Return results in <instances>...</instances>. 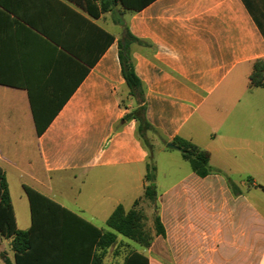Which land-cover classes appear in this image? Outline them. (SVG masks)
<instances>
[{"label": "crops", "instance_id": "1", "mask_svg": "<svg viewBox=\"0 0 264 264\" xmlns=\"http://www.w3.org/2000/svg\"><path fill=\"white\" fill-rule=\"evenodd\" d=\"M128 2L93 16L86 7L98 1L0 0V168L16 227L31 225L24 185L101 230L117 205L127 210L143 197L148 150L135 120H122L135 106L118 60L127 27L141 40L131 56L147 120L163 141L179 136L206 150L213 168L200 177L179 163L184 175L158 192L152 158L164 233H154L148 264H264V216L239 188L221 195L214 173L233 182L215 157L220 150H264V86L249 83L253 63L264 59V0ZM56 108L37 134L33 111ZM2 237L0 264H15Z\"/></svg>", "mask_w": 264, "mask_h": 264}, {"label": "trees", "instance_id": "2", "mask_svg": "<svg viewBox=\"0 0 264 264\" xmlns=\"http://www.w3.org/2000/svg\"><path fill=\"white\" fill-rule=\"evenodd\" d=\"M98 1L99 7L87 11L93 16L99 12L107 11L117 0H91ZM128 7V0H119ZM109 42L113 39L108 34ZM141 40L133 36L127 27L124 28L117 40L118 60L120 73L123 78L126 95L131 97L135 106L126 113L122 120L134 119L136 123V136L148 150V160L145 167V181L143 197L153 203L155 201L154 174L155 165L152 160V149L146 136L147 131H157L145 116L143 86L135 73L131 56V45L140 44ZM251 86H264V59L253 63V70L249 76ZM58 108L49 113L33 111V120L37 134H40L48 125ZM158 134V133H157ZM166 141H163L165 148ZM170 143L180 151L181 157L186 160L191 170L198 176L204 177L212 173L209 164V153L196 146L187 139L179 136L172 138ZM231 182V181H230ZM235 187V184L231 182ZM27 195L30 211L31 225L27 230L16 227L12 205L9 198L4 172L0 168V235L10 239V248L14 253L15 264H38V261L50 259L68 260L78 258L81 260L93 259L92 264H100L106 249L114 244L117 235H122L143 247H148L151 235L142 223V214L133 206L125 210L117 205L106 219L107 230H101L79 217L56 201L36 191L23 186ZM154 233L163 235L164 230L158 214L153 217ZM123 264H148L147 257L137 251L125 255Z\"/></svg>", "mask_w": 264, "mask_h": 264}, {"label": "rangeland", "instance_id": "3", "mask_svg": "<svg viewBox=\"0 0 264 264\" xmlns=\"http://www.w3.org/2000/svg\"><path fill=\"white\" fill-rule=\"evenodd\" d=\"M146 136L152 149V158L158 165V192L170 182L176 181L184 175L182 168L177 166L179 163L184 165L187 171H191L188 162L181 158L180 151L177 148L169 149L172 153H158V146L163 145V140L155 131H147ZM169 154V155H168ZM172 154V155H171ZM174 157H170L173 156ZM215 157L227 165V171L231 180L238 186L231 184L226 173L214 170L221 177L222 181L219 185L221 195L236 194L239 189L243 195H246V204L249 203L252 210L259 213L260 218L264 216V150L253 152H244V150L234 149L229 151L220 150ZM241 181H243L242 184ZM239 188V189H238ZM134 207L142 214V223L144 228L149 231L151 241L154 238L153 217L158 214L160 204L155 200L153 203L142 197L137 200ZM161 244L163 239L159 238ZM7 239L2 237V242L7 246ZM137 251L147 254V247L141 246L128 238L118 235V239L108 247L105 259L106 264H122L125 255L130 252ZM159 253L163 255V247L160 246Z\"/></svg>", "mask_w": 264, "mask_h": 264}, {"label": "water", "instance_id": "4", "mask_svg": "<svg viewBox=\"0 0 264 264\" xmlns=\"http://www.w3.org/2000/svg\"><path fill=\"white\" fill-rule=\"evenodd\" d=\"M167 146H168V147H171V148H175V145L172 144V143H170V142L167 143Z\"/></svg>", "mask_w": 264, "mask_h": 264}]
</instances>
